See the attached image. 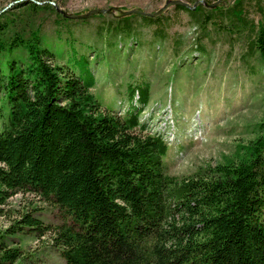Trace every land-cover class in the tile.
<instances>
[{"label": "trees", "instance_id": "obj_1", "mask_svg": "<svg viewBox=\"0 0 264 264\" xmlns=\"http://www.w3.org/2000/svg\"><path fill=\"white\" fill-rule=\"evenodd\" d=\"M174 7L201 27L243 33V57L264 65V0ZM137 15L115 16L104 30L130 36ZM49 17L54 36L44 28ZM85 21L43 0L0 12V55H11L0 59V210L13 194L28 192L62 218L43 224L23 213L0 231V264L21 258L12 240L24 229L49 234L65 264H264V116L214 165L169 172L168 144L139 120L148 82L128 84L122 114L91 91V61L62 37L63 25Z\"/></svg>", "mask_w": 264, "mask_h": 264}, {"label": "rangeland", "instance_id": "obj_2", "mask_svg": "<svg viewBox=\"0 0 264 264\" xmlns=\"http://www.w3.org/2000/svg\"><path fill=\"white\" fill-rule=\"evenodd\" d=\"M18 1L0 0V12ZM43 1L68 15H79L109 7L152 13L166 0ZM181 1L192 6L206 0ZM231 3L219 0V5ZM140 15L132 20L130 36L112 37L104 28L105 22L115 16L94 13L84 23L63 25L62 37H70L78 53L91 61L95 77L91 91L105 107L124 113L129 106L128 84L148 82L149 101L139 120L146 131L160 134L168 144L169 172L188 174L200 166L214 165L236 143L246 142L252 136L247 126L264 116V65L255 57H243V33L230 35L210 23L201 27L188 11L174 5L165 8L158 22L148 23ZM44 28L54 36L52 17ZM158 30L162 37L157 35ZM64 49L68 51V47ZM22 51L17 49L13 56L19 58ZM65 53L58 63L65 62ZM10 56L2 54L0 59L3 62ZM2 98L0 90V102ZM136 99L135 94L133 104ZM25 212H31L43 224L62 220L57 209L37 195L17 192L1 207L0 231ZM23 231L12 240L22 248L15 264H65L49 234L37 236L35 231Z\"/></svg>", "mask_w": 264, "mask_h": 264}, {"label": "water", "instance_id": "obj_3", "mask_svg": "<svg viewBox=\"0 0 264 264\" xmlns=\"http://www.w3.org/2000/svg\"><path fill=\"white\" fill-rule=\"evenodd\" d=\"M218 3H219V0L215 2L203 1V4L208 7L215 6ZM197 4H199V1H196L192 6H190L189 4L181 0H166L165 3L160 8H158L155 12H152V13H146L143 10L137 9V8L129 9V10H122V9H116V8L114 9L113 7H109V8L91 9L87 11L85 14H79V15H68L64 12H62V14L65 16H69V17H87L94 13H111L113 16H125V15H130L133 13L157 16V15H160L165 10V8H167V6L169 5H180L184 7L194 8Z\"/></svg>", "mask_w": 264, "mask_h": 264}]
</instances>
